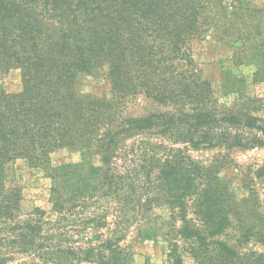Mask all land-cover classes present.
<instances>
[{
    "label": "trees",
    "instance_id": "trees-1",
    "mask_svg": "<svg viewBox=\"0 0 264 264\" xmlns=\"http://www.w3.org/2000/svg\"><path fill=\"white\" fill-rule=\"evenodd\" d=\"M208 1L0 0V79L17 68L21 80L0 89V264H132L119 242L157 208L168 212L167 264H185L184 252L192 264H264V217L219 176L225 150L264 147V98L235 91L220 103L195 72L187 43ZM102 65L111 96H78V75ZM136 92L165 110L121 115L118 99ZM58 148L97 155L101 169L53 190L54 217L21 214L7 165L46 164ZM212 148L224 153L209 163L192 155ZM231 227V242L219 237Z\"/></svg>",
    "mask_w": 264,
    "mask_h": 264
},
{
    "label": "rangeland",
    "instance_id": "rangeland-1",
    "mask_svg": "<svg viewBox=\"0 0 264 264\" xmlns=\"http://www.w3.org/2000/svg\"><path fill=\"white\" fill-rule=\"evenodd\" d=\"M204 7L203 16L198 18L203 31L187 43L188 53L195 62V72L209 82L212 95L220 103H231L235 95L224 97V94L235 91L252 98H264V78L256 83L253 81L256 71L264 72V0H209ZM20 88V71L10 68L0 79V89L16 92ZM74 89L78 96L109 98L112 86L107 66L80 73ZM117 102L120 114L126 117L165 110V106L139 92L128 94ZM258 114L264 116V111ZM219 152L222 154L224 150L200 149L192 151V155L209 163L218 158ZM225 152L228 164L220 171V178L228 181L237 197L248 198L249 204L258 208L264 217V147L235 148ZM76 165L80 168H75ZM99 169L101 163L97 155L91 156L86 150L58 148L49 154L46 164L32 165L27 158H16L6 167L4 182L8 190L19 191L21 214L41 208L52 218L53 190L58 188L66 195L69 188L59 187L65 179H76L79 173L90 177ZM73 187H70L71 191ZM111 219L114 218L109 215L107 221ZM167 221V210L157 208L149 213L148 220L126 229L119 244L132 252V264H167ZM101 231L106 233L105 228ZM234 234L231 227L219 237L231 242ZM247 247L252 248V244ZM15 257L11 264L25 259L19 255ZM182 259L185 264H192L185 252Z\"/></svg>",
    "mask_w": 264,
    "mask_h": 264
}]
</instances>
